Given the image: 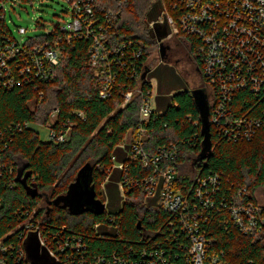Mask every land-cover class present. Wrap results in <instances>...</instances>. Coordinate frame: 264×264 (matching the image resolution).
Masks as SVG:
<instances>
[{
  "label": "built area",
  "instance_id": "2783aa9c",
  "mask_svg": "<svg viewBox=\"0 0 264 264\" xmlns=\"http://www.w3.org/2000/svg\"><path fill=\"white\" fill-rule=\"evenodd\" d=\"M63 1L69 6L68 20L41 37L31 36L19 42L11 34L0 32V87L32 90L40 100L39 85L57 78L62 48L73 40H84L89 42L90 65L100 79L98 98L106 101L117 91L122 97L120 106L124 107L139 92L132 82L145 70L142 50L132 40L112 44L107 35L109 25L117 20L128 0H113L118 9H103L101 13H96L97 0ZM8 2L11 0H0L3 12ZM154 2L162 4L171 29L169 38L185 37L198 45L200 74L211 97L208 121L212 143L251 142L264 131V0ZM154 25L155 22L145 23L147 31ZM17 32L25 35L26 29L18 27ZM74 113L83 117L82 112ZM153 114L158 113L150 91L141 102L134 135L128 133L118 146L127 161L113 165L122 175L118 183L120 196L125 186L142 188L145 202L152 201L169 216L168 240L179 250L185 247L187 263L230 264L224 251L210 249V219L220 216L223 223L228 222L242 235L260 233L264 230V205L247 199L245 188L224 191L220 173L204 175L188 186L180 185L177 170L167 165L177 158L176 145L159 147L154 154L143 149L144 125ZM56 115L57 111H53L48 121L39 126L48 129L46 141L63 143L69 128L57 134L53 128ZM34 125L1 128L0 153L11 143V131L20 132L28 126L36 129ZM200 138L202 141L201 133ZM136 161L148 169L145 175L131 176L128 163ZM4 172L12 174L11 168L0 162V178ZM103 204L106 207V201ZM39 209L37 206L16 211L15 225L0 237V264H89L83 237L67 232L65 227L52 229L44 225ZM32 243L37 247L33 257L29 252ZM167 253L154 249L140 256L144 258L142 263L130 260L126 264H171Z\"/></svg>",
  "mask_w": 264,
  "mask_h": 264
},
{
  "label": "trees",
  "instance_id": "16d2710c",
  "mask_svg": "<svg viewBox=\"0 0 264 264\" xmlns=\"http://www.w3.org/2000/svg\"><path fill=\"white\" fill-rule=\"evenodd\" d=\"M154 4V0H128L117 20L109 25L107 35L112 44L134 41L142 50V61L150 73L147 61L152 39L144 28V18H148ZM103 9L118 8L113 0H97L96 13ZM0 32L10 34L1 8ZM175 38L178 43L190 46L200 72L198 45L185 37ZM88 45V41L73 40L62 48L57 78L39 85L40 100L32 90L0 87V129L24 123L44 125L53 111H57L55 132L64 134L69 128L63 143L41 141L32 126L10 132L13 133L11 143L0 153V162L12 170L11 175L4 172L0 178V237L15 225L17 210L37 208L43 201L45 206H39L43 224L52 229L65 227L67 232L82 236L89 264H126L130 260L142 263L144 258L140 256L154 249L167 250L171 264H189L184 260L185 247L179 250L168 240L169 216L152 201L146 203L140 187L125 186L121 197L118 183L122 175L113 168L114 162L127 163L124 150L118 146L128 133L134 135L141 102L151 91L150 78L141 80L142 70L132 82L139 92L124 107L120 106L122 97L117 91L108 100H100L97 96L100 79L90 65ZM156 69L157 66L152 72ZM74 112H82L83 117H77ZM144 129L142 145L149 154H154L159 147L176 145L177 158L167 165L177 170L180 185L188 186L204 175L220 173L224 191L245 188V197L257 203L256 192L264 188V131L248 143H212L211 140L210 155L198 161L201 123L187 91L174 94L165 112L151 115ZM20 164L26 165L23 173L31 174L27 183L37 187L39 195L34 199L15 181ZM85 165L92 168L90 185L95 197L102 203L106 201L108 212L73 214L61 203L55 204L59 197L66 195ZM187 165L194 169L193 177L184 173ZM128 171L136 177L138 173L145 175L148 169L136 161L128 163ZM208 238L210 249L224 251L230 264H264V230L242 235L215 215L210 219Z\"/></svg>",
  "mask_w": 264,
  "mask_h": 264
},
{
  "label": "rangeland",
  "instance_id": "374dc122",
  "mask_svg": "<svg viewBox=\"0 0 264 264\" xmlns=\"http://www.w3.org/2000/svg\"><path fill=\"white\" fill-rule=\"evenodd\" d=\"M153 8L148 12L144 23L155 22L152 29L147 31L151 37L152 45L147 61L151 73L147 79L151 84V98L156 103V112L163 114L171 104V97L178 92H191L202 89L210 104L211 97L201 74L196 69L194 54L188 44H180L175 37L169 38L171 29L167 23L161 3L154 2ZM4 22L6 29L13 38L23 42L27 37L44 35L55 25H62L68 20L69 6L63 0H11L4 5ZM26 29L25 35H19L17 28ZM146 29V26H144ZM147 30V29H146ZM163 43L164 56L161 59L158 45ZM157 69L152 72L155 67ZM41 141L48 139V129L44 126L34 125ZM190 170V171H189ZM184 173L190 177L194 169L187 165ZM264 188L256 192V201L264 205ZM38 206H45L42 201ZM108 212V210L105 208ZM110 211V210H109Z\"/></svg>",
  "mask_w": 264,
  "mask_h": 264
},
{
  "label": "water",
  "instance_id": "95a60500",
  "mask_svg": "<svg viewBox=\"0 0 264 264\" xmlns=\"http://www.w3.org/2000/svg\"><path fill=\"white\" fill-rule=\"evenodd\" d=\"M163 45V43L159 44V53L161 59L163 58L165 51V47ZM149 71V69H145L141 75V78L144 79ZM190 96L193 99L195 108L200 118V133L203 139L201 141V153L198 157V161H203L211 153L210 128L208 121L209 107L207 103V96L205 91L202 89L191 91ZM25 169L26 165L24 164H20V166H18L15 181L22 186L25 194L29 198L34 199L39 195L37 187L34 183H27V179L31 176V174L30 172L23 173ZM91 171V166L85 165L78 172L75 182L69 187L66 195L59 197L55 201V204L61 203L63 207L68 208V210L73 214H79L84 211L95 214L103 213L105 210V205L100 200L96 199L94 189L90 185ZM35 248H37L35 243H32V245L29 246L31 257H33L32 252Z\"/></svg>",
  "mask_w": 264,
  "mask_h": 264
},
{
  "label": "flooded vegetation",
  "instance_id": "af4514ba",
  "mask_svg": "<svg viewBox=\"0 0 264 264\" xmlns=\"http://www.w3.org/2000/svg\"><path fill=\"white\" fill-rule=\"evenodd\" d=\"M194 60H195V65H196V58H194ZM196 69L198 70V67H197V65H196ZM198 72H199V70H198ZM200 73V72H199Z\"/></svg>",
  "mask_w": 264,
  "mask_h": 264
}]
</instances>
